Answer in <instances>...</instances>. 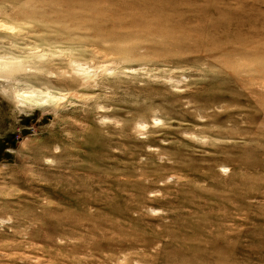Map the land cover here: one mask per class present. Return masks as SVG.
Listing matches in <instances>:
<instances>
[{"label": "rangeland", "instance_id": "374dc122", "mask_svg": "<svg viewBox=\"0 0 264 264\" xmlns=\"http://www.w3.org/2000/svg\"><path fill=\"white\" fill-rule=\"evenodd\" d=\"M2 61L0 264H264V0H0Z\"/></svg>", "mask_w": 264, "mask_h": 264}, {"label": "bare ground", "instance_id": "6f19581e", "mask_svg": "<svg viewBox=\"0 0 264 264\" xmlns=\"http://www.w3.org/2000/svg\"><path fill=\"white\" fill-rule=\"evenodd\" d=\"M14 64V63H13ZM13 64L12 63H7V61L5 62V61H2V62H0V70H10L11 68H13L14 66H13ZM18 66V65H17ZM16 66V67H17ZM16 69V68H15ZM13 70V69H12ZM11 71V70H10ZM30 90H25L24 92H23V95H22V97L20 98V99H22L23 98V96H24V98L26 99V101H29L31 104H41V103H43V101H46L45 99H44V97H38V96H36V91H34V90H31V88H29ZM37 90V89H36ZM37 93H39L38 91H37ZM47 93V92H46ZM19 95H21V94H19ZM49 95V94H48ZM19 98V97H18ZM23 98V99H24ZM45 104V103H44Z\"/></svg>", "mask_w": 264, "mask_h": 264}]
</instances>
